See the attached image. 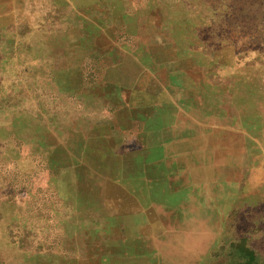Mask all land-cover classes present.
Wrapping results in <instances>:
<instances>
[{
  "label": "rangeland",
  "instance_id": "1",
  "mask_svg": "<svg viewBox=\"0 0 264 264\" xmlns=\"http://www.w3.org/2000/svg\"><path fill=\"white\" fill-rule=\"evenodd\" d=\"M132 1L0 0V264H264V0Z\"/></svg>",
  "mask_w": 264,
  "mask_h": 264
},
{
  "label": "crops",
  "instance_id": "2",
  "mask_svg": "<svg viewBox=\"0 0 264 264\" xmlns=\"http://www.w3.org/2000/svg\"><path fill=\"white\" fill-rule=\"evenodd\" d=\"M114 2H118L119 0H112ZM180 0H133V8H129L128 10L124 8H118V11L112 14V19H116L113 21V26L114 28L117 27L116 23L119 21L118 19L122 20H128L129 23V29H128V35L130 39V44L134 47H137L140 43L137 41V35L135 32L133 33L132 31H136L131 27V21L133 22H151L153 21V18H148V13L151 9H159L160 14L166 15L165 18L169 20V22H172V14H171V9L169 10L170 7L175 5V3L179 2ZM183 4V2H181ZM145 15L142 17V15ZM142 17V18H141ZM126 28V27H125ZM133 29V30H132ZM132 30V31H131ZM111 45H116L119 47L118 44H111ZM115 47V46H114ZM92 51V49H91ZM131 53V52H130ZM129 53V54H130Z\"/></svg>",
  "mask_w": 264,
  "mask_h": 264
}]
</instances>
